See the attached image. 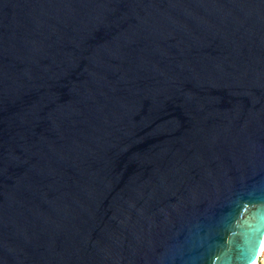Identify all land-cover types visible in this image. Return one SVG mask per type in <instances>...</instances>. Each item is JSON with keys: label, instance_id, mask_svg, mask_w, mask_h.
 Wrapping results in <instances>:
<instances>
[{"label": "water", "instance_id": "obj_1", "mask_svg": "<svg viewBox=\"0 0 264 264\" xmlns=\"http://www.w3.org/2000/svg\"><path fill=\"white\" fill-rule=\"evenodd\" d=\"M264 0H0V264H253Z\"/></svg>", "mask_w": 264, "mask_h": 264}, {"label": "built area", "instance_id": "obj_2", "mask_svg": "<svg viewBox=\"0 0 264 264\" xmlns=\"http://www.w3.org/2000/svg\"><path fill=\"white\" fill-rule=\"evenodd\" d=\"M255 264H264V247L260 249Z\"/></svg>", "mask_w": 264, "mask_h": 264}, {"label": "bare ground", "instance_id": "obj_3", "mask_svg": "<svg viewBox=\"0 0 264 264\" xmlns=\"http://www.w3.org/2000/svg\"><path fill=\"white\" fill-rule=\"evenodd\" d=\"M264 247V240H263V243H262V247L261 248H263ZM253 264H255V263H253Z\"/></svg>", "mask_w": 264, "mask_h": 264}]
</instances>
